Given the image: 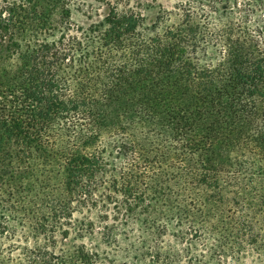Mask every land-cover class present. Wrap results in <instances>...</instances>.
Segmentation results:
<instances>
[{
    "label": "trees",
    "instance_id": "16d2710c",
    "mask_svg": "<svg viewBox=\"0 0 264 264\" xmlns=\"http://www.w3.org/2000/svg\"><path fill=\"white\" fill-rule=\"evenodd\" d=\"M30 2L0 10L5 209L38 229L60 220L75 195L121 196L127 221L141 228V264L185 256L195 264L193 245L209 239L207 253L227 257L259 236L264 0H176L152 24L113 7L59 36L47 34L55 25L43 0ZM29 19L37 37L25 34ZM39 195L42 203L32 201ZM113 227L103 226L108 241L117 238ZM170 232L186 244L173 257L147 246ZM32 248L23 245L16 260L0 248V264H43V251ZM70 260L87 264L88 253Z\"/></svg>",
    "mask_w": 264,
    "mask_h": 264
},
{
    "label": "rangeland",
    "instance_id": "374dc122",
    "mask_svg": "<svg viewBox=\"0 0 264 264\" xmlns=\"http://www.w3.org/2000/svg\"><path fill=\"white\" fill-rule=\"evenodd\" d=\"M30 1L0 0V10L6 15L7 7ZM46 1L48 0L42 2L44 14L48 15L55 25L54 28L48 29L47 34L56 33L58 36L62 30L73 31L79 25L86 27L94 20L103 19L113 7L120 13H139L146 24H152L162 9H173L176 2V0H57L53 5L46 7ZM27 25L25 34L37 37L39 30L34 26V22L29 19ZM19 31L15 30V33L22 37L23 34ZM7 191V185L0 184V223L8 225L4 233L0 232V248L6 255L10 254L13 260L19 257L21 247L28 245L33 248L39 247L43 251L46 257L43 264H70L71 255L79 249L88 253L87 264H141L140 252L138 253V249L143 246L141 228L138 224L127 221L128 213L125 211L126 207H121V196L116 201V196L109 197L105 190L88 194L85 198L75 195L72 197L73 202L68 199L70 208L65 209L60 220L54 217L53 224L33 229L35 224L30 223V220L18 213L11 214L5 209L9 199ZM32 198V201L42 203L44 197L39 195ZM37 206L40 207L39 204L31 205L30 212H35L39 208ZM39 209L42 210L43 205ZM45 219L42 218L43 222ZM105 223L114 226L113 233L117 238L108 241L103 237ZM255 236L258 237L256 242L253 241ZM255 236L251 239L243 238V243L238 244L235 251L226 252L227 257L223 253L221 256L220 251L213 255L207 253L214 243L213 239H209L207 243L205 240L198 241L193 245L192 259L195 264H264V231ZM147 246L160 247L163 257L167 252L172 253L173 257L174 253L182 251L186 244L178 243L170 232L163 241L159 243L149 241ZM149 258L150 256L149 263L155 259ZM177 264H190L189 256H185Z\"/></svg>",
    "mask_w": 264,
    "mask_h": 264
}]
</instances>
